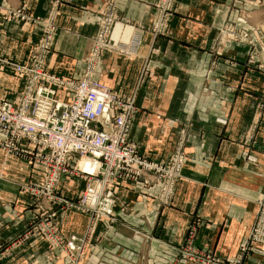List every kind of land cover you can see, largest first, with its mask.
Listing matches in <instances>:
<instances>
[{"label":"crops","instance_id":"1","mask_svg":"<svg viewBox=\"0 0 264 264\" xmlns=\"http://www.w3.org/2000/svg\"><path fill=\"white\" fill-rule=\"evenodd\" d=\"M106 3L0 0V102L21 91L20 78L2 65L27 63L44 30L35 17L44 21L56 9L49 70L63 78L79 77ZM157 3L116 0L122 21L113 29L114 43H130L137 28L148 30L136 55H104L95 79L121 96L135 97L139 112L130 138L142 156L164 162L185 138L183 178L164 208L155 202L156 189L114 187L123 211L113 227L104 223L112 244L97 246L91 264H196L177 262L175 250L194 226L196 249L221 264H264L256 246L238 259L264 192V0H180L161 34L150 30ZM18 10L30 19L12 17ZM224 29L247 37L220 41ZM43 176V169L0 150V264H62L47 262L45 247L36 239L4 258L9 243L34 217L32 201L20 185ZM85 185L68 175L58 191L75 202ZM55 219L65 238L82 236L89 224L88 215L75 210L58 211Z\"/></svg>","mask_w":264,"mask_h":264},{"label":"built area","instance_id":"2","mask_svg":"<svg viewBox=\"0 0 264 264\" xmlns=\"http://www.w3.org/2000/svg\"><path fill=\"white\" fill-rule=\"evenodd\" d=\"M64 0H57L59 4ZM180 0H158L156 18L150 30L165 33ZM53 9L50 16L56 15ZM12 17L29 20L21 10ZM44 30L39 48L31 56V67L17 65L23 87L16 99L0 102V149L7 157H22L35 169H43L39 182H30L25 191L66 210H81L89 217L83 237L64 238L54 228L50 232L56 249L77 258L89 248L99 224L112 227L123 211L114 187L117 185L148 192L157 190L158 208L168 207L177 183L183 178L187 155L181 146L164 162H156L139 153L131 141V131L139 112L135 97H124L95 80L100 59L106 54L125 57L137 54L146 30L137 28L130 43H114V27L122 21L116 0H107L97 22L86 67L79 77L63 78L47 73L45 63L54 45L57 27L54 19L42 21ZM237 40L235 31L219 33L220 41ZM86 182L78 203L63 198L58 191L64 176ZM258 213L251 232L240 249L239 261L256 246L264 255V192L258 201ZM44 222L49 221L43 214ZM53 221L50 222L52 224ZM197 227H191L182 245L175 250L185 259L200 262L205 255L196 249ZM84 255V254H83ZM82 255V256H83ZM213 258H211L212 260ZM73 262V260H72ZM220 263V261H219ZM221 264V263H220Z\"/></svg>","mask_w":264,"mask_h":264},{"label":"rangeland","instance_id":"3","mask_svg":"<svg viewBox=\"0 0 264 264\" xmlns=\"http://www.w3.org/2000/svg\"><path fill=\"white\" fill-rule=\"evenodd\" d=\"M53 15L54 14H52L51 16L49 15V17H46L45 19L46 20L49 19L50 22H52L53 19H54V22H55L56 15L55 16H53ZM38 19L39 18L35 17V20L36 21ZM55 26H57V25H55ZM246 37H247V34H241V33H238L237 32V40H242V39H244ZM254 38L257 40V37H256L255 34H254ZM55 41H56V39H55ZM36 46H33L31 48L30 58L33 55V53L39 49ZM54 47H55L54 45L51 46L49 56H48L47 61L45 63V68H46V71H47L48 74L54 75V76H58V77H62L61 75H56V74L51 73L50 70H49V67L50 66H49V60L48 59L51 57V55H52V53L54 51ZM30 58L27 61V63H8V64H3L2 66L3 67L4 66L7 67L9 69V71L11 73H13L14 76L19 77L18 73L16 72L15 66H17V65H23V66H28L30 68L31 67V60H30ZM255 58H256V56L253 54L252 55V59H251L252 60V63H254ZM85 67H86V64H85ZM85 67H84V69H85ZM73 78H75V77H73ZM19 80L21 81V84H22V87H23V81L21 80V78ZM21 90H22V88H21ZM20 92L18 91L16 93H14L11 97H9L7 99H16L18 97V95H19ZM7 99H5L4 101H6ZM5 156L7 157V155H5ZM23 159L25 161H28L29 162V160H27L25 158H23ZM73 177H75V176H73ZM33 182H39V181H33ZM29 183L30 182L27 181V182L21 184L20 185V190H21V192L23 194H25V195H27L29 197L30 201H32L31 206H34V209L33 210L35 211L34 212V217L32 219H30L26 223V230H25V232L22 233V234H20L18 236V238L14 239L12 242L9 243V245H8L9 246L8 247L9 250L7 252V255H4V258L7 257V256H11L13 252H15L17 249H19L20 247H22L26 243L37 242V241H33L31 239H34V240L36 239L38 241H41V243L44 245L45 250H46V253H47V262L48 261L49 262H54V260H57V261L60 260L62 262V264H91V263H93V261H95V258L97 256L96 255L94 257L95 251H96L95 249L96 248H98L99 246L100 247H103V248H106V247H110L111 246L112 243H111V241L108 240L109 239V236H108V229H107V227L104 226V223L99 224L97 226V228H96V231H95L96 233L94 234L93 239L89 243V248L85 250V253H83L84 255L83 254H82L83 256L82 255H77V258L75 259V261H74L73 258L70 260L69 259L70 254L68 252H66V251L63 252V251H61L59 249H56L55 248V245L53 243V240L50 238L51 237L50 236L51 230H53L54 228H56V224H55V220L56 219L55 218L57 216V212L58 211L60 212V207L59 208L54 207L53 204L48 203V200L45 197L39 198V197L34 196V195L30 194L29 192L25 191V187ZM79 198H77V200L75 201V203H78ZM75 211L77 213L84 214L79 209H77ZM43 214H45V217L47 216V219H49L48 222L47 221L44 222ZM51 221H53L52 224H50ZM84 235L85 234H83L82 236H78V237H83ZM211 258H213V259L211 260ZM180 259H183V260H186V261H190V260L185 259L181 254L179 255V258L177 259V262H179ZM72 260H73V262H72ZM195 260L196 259H194L193 261H190V262H194L196 264H219V259L214 258L212 255L211 256L205 255L202 259H200V262L195 261ZM34 263L37 264V261H34ZM226 264H229V262H227Z\"/></svg>","mask_w":264,"mask_h":264}]
</instances>
